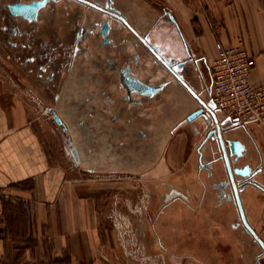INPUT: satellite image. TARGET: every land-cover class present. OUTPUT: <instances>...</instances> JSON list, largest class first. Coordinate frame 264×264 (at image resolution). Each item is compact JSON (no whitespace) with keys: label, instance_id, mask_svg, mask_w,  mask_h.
I'll use <instances>...</instances> for the list:
<instances>
[{"label":"flooded vegetation","instance_id":"obj_1","mask_svg":"<svg viewBox=\"0 0 264 264\" xmlns=\"http://www.w3.org/2000/svg\"><path fill=\"white\" fill-rule=\"evenodd\" d=\"M0 15L4 54L50 101L68 157L99 179H142L144 256L264 264L259 143L248 122L223 123L209 107L210 59L176 20L150 15L144 0H1ZM180 131L192 148L170 169L163 153ZM218 132L236 152L225 140L221 150Z\"/></svg>","mask_w":264,"mask_h":264},{"label":"crops","instance_id":"obj_2","mask_svg":"<svg viewBox=\"0 0 264 264\" xmlns=\"http://www.w3.org/2000/svg\"><path fill=\"white\" fill-rule=\"evenodd\" d=\"M144 9L170 12L196 54L209 59L217 44L242 40L255 59L251 81H264V14L255 2L144 0ZM49 105L0 45V264H100L113 241L112 207L97 203L98 175L66 154ZM183 138L180 131L165 157H181L174 147Z\"/></svg>","mask_w":264,"mask_h":264},{"label":"rangeland","instance_id":"obj_3","mask_svg":"<svg viewBox=\"0 0 264 264\" xmlns=\"http://www.w3.org/2000/svg\"><path fill=\"white\" fill-rule=\"evenodd\" d=\"M250 1L255 2L257 10L264 14V0ZM207 12L209 14L206 6ZM209 20L211 19L209 18ZM251 132L258 141L262 157H264V129L258 133L255 129H251ZM239 135L245 136L243 133ZM190 148H192L191 144L174 147V150H179L181 157H165L171 165L169 168L181 167L186 158L184 156L190 153ZM95 182L101 185L100 188L95 189L98 205L100 203L101 206L112 207L110 212L112 214L113 241L110 247L105 244L106 252L98 258L100 264H166L162 257L143 255L141 231L144 227V215L141 213L146 204V198H143L146 189L142 179L136 175L125 176L120 173L118 176L96 178ZM106 188L109 189L106 190ZM257 194L258 200L264 202V194L261 192ZM109 228L107 226V232H109ZM103 236L105 238L104 234Z\"/></svg>","mask_w":264,"mask_h":264},{"label":"built area","instance_id":"obj_4","mask_svg":"<svg viewBox=\"0 0 264 264\" xmlns=\"http://www.w3.org/2000/svg\"><path fill=\"white\" fill-rule=\"evenodd\" d=\"M254 65V56L242 40L216 45L215 54L210 59V98L220 113L219 121L229 117L264 126V81H251ZM46 112L52 113L49 107ZM219 121L213 122V127Z\"/></svg>","mask_w":264,"mask_h":264},{"label":"water","instance_id":"obj_5","mask_svg":"<svg viewBox=\"0 0 264 264\" xmlns=\"http://www.w3.org/2000/svg\"><path fill=\"white\" fill-rule=\"evenodd\" d=\"M20 10H21V9H20ZM167 13H168L169 17H170L173 21H175L173 15H172L170 12H167ZM209 107H210V108H214L215 105H214L213 103H210ZM201 111H202V109H198V110L192 112L190 115H188V119L193 118L195 115H197V114L200 113ZM53 118H54V120H55L57 123H60V118H59V116H58V114H57L56 112L53 113ZM214 119H215V118H214ZM230 120H232V119H230L229 117H226L225 119L222 120V122H223V123H226V122H229ZM217 138H218V143H219V145H220V147H221V150H222L223 152H225V142H224V140L227 142V144H228V146H229V149H230V152H231V153L236 152V150H235V144H236L235 142H236V141H234V140H232V139H228V138L224 139L223 136H222V134H221L220 132H218V134H217ZM245 175H248V174L245 173ZM234 200L236 201L238 207H240V209H241V206H240V197H239V195H238L237 190L234 191ZM241 211H242V209H241Z\"/></svg>","mask_w":264,"mask_h":264}]
</instances>
